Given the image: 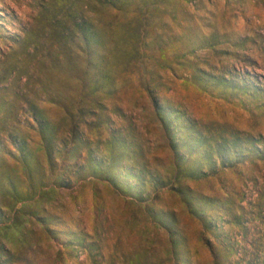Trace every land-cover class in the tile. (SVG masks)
Here are the masks:
<instances>
[{"label": "rangeland", "instance_id": "obj_1", "mask_svg": "<svg viewBox=\"0 0 264 264\" xmlns=\"http://www.w3.org/2000/svg\"><path fill=\"white\" fill-rule=\"evenodd\" d=\"M0 4V264H264V0Z\"/></svg>", "mask_w": 264, "mask_h": 264}, {"label": "bare ground", "instance_id": "obj_2", "mask_svg": "<svg viewBox=\"0 0 264 264\" xmlns=\"http://www.w3.org/2000/svg\"><path fill=\"white\" fill-rule=\"evenodd\" d=\"M1 5V4H0ZM0 12H2V11H0ZM2 14H4L3 12H2ZM8 29H10V31H14L15 29L14 28H12L11 26H8Z\"/></svg>", "mask_w": 264, "mask_h": 264}]
</instances>
